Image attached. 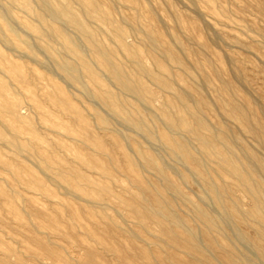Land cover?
<instances>
[{"label": "rangeland", "instance_id": "rangeland-1", "mask_svg": "<svg viewBox=\"0 0 264 264\" xmlns=\"http://www.w3.org/2000/svg\"><path fill=\"white\" fill-rule=\"evenodd\" d=\"M50 4L81 26L41 0H0V264H264L232 171L264 203V0ZM178 115L214 148L169 126ZM165 202L180 225L150 211Z\"/></svg>", "mask_w": 264, "mask_h": 264}, {"label": "bare ground", "instance_id": "bare-ground-1", "mask_svg": "<svg viewBox=\"0 0 264 264\" xmlns=\"http://www.w3.org/2000/svg\"><path fill=\"white\" fill-rule=\"evenodd\" d=\"M50 1L51 0H41V5L43 7V11L51 14L50 16H53L54 18H59V17L62 16L61 14H64L71 21H73L75 24L80 25L78 19L74 15L68 13V12H70V9L67 6H63L61 10H58L56 7H53L50 4ZM5 26H6V29H8L11 33H14V29H12V26L10 27V25H8L7 23H5ZM65 38L71 44L75 45V43L71 39H68L67 37H65ZM97 52L100 55L101 60L106 63V65L109 68V71L112 74V76L118 81V83L121 85V87L123 89L128 90V91H132V92H136V93H139L140 92V89H139L138 85H132L131 83L125 81L122 78V76H121L120 72L118 71V69L110 61V59L108 57V54H107V52L105 50L98 49ZM60 67L71 78H73L74 80H77L78 79L77 75L75 74V69H74V67L72 65L67 64V63H62L60 65ZM105 99L107 100V102H108V104H109V106H110L111 109H113L115 111H118L119 110L118 107H117V102L115 100V97L112 94H110L108 92H105ZM191 114H192V112H191ZM196 114H198V113H196ZM131 122L136 127L142 128V122L140 120H132ZM167 123L171 127H185V128H187L190 132H192L196 136L198 142L204 148H206V149H213L214 148L215 138H209V137H207V136H205L203 134H200V132H199L200 127L203 126L202 123L198 122L197 123L198 124L197 127H191L190 124H189V122L184 117H182L181 115L173 116V117L167 116ZM151 134H153V133L151 132ZM165 134H167V133H165ZM165 134H163V135H165ZM164 140H165V138H164ZM165 141H167L170 144L174 145L179 150H182L183 151L184 149H186V145H183L181 143H178L177 141L172 140V138H167ZM166 148H168V147H166ZM174 150H176V149L174 148ZM223 160L225 161V158ZM146 162L149 165L156 166V160L153 159V158L148 157L147 160H146ZM232 171L238 176L239 185H241L242 187H245L251 193V195L253 196V204L251 205V209L248 210V215H250L251 217L255 218L259 222L260 228L257 230V235H258V237L260 239H264V203L262 202L261 194H260V192L257 189L251 188L248 185L246 178L242 174H240L237 171V169H235L233 167L232 168ZM223 191L224 192H227V189L224 188ZM220 194H222V193L220 192ZM217 199H219V197H217ZM165 207L166 208L169 207V205L167 204V202H165L163 206L161 205L159 207V209H156V210L154 209V211L153 210H150V211H152L153 213H158L160 215L171 216L173 218V220H174V223H176V225H180L182 223L181 217H177L176 215L172 214L171 211H170L171 213L170 212L167 213L166 210L164 209ZM163 211H164V213H163ZM195 212L199 216V218H201L206 223V230L207 231L214 229V227L216 226L215 217H213L209 212H207V211H205V210H203V209H201V208H199L197 206L195 207ZM260 214H262V216ZM188 232L190 233V236H192V237L194 236V233H193V231L191 229H189ZM226 256H227L226 258H227L228 264H249L247 261H243V260H240V259H236V258L232 257L229 254L226 255ZM249 259H250V257H249Z\"/></svg>", "mask_w": 264, "mask_h": 264}]
</instances>
